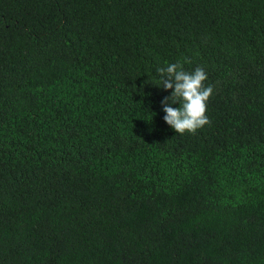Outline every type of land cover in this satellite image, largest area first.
<instances>
[{
	"label": "trees",
	"instance_id": "trees-1",
	"mask_svg": "<svg viewBox=\"0 0 264 264\" xmlns=\"http://www.w3.org/2000/svg\"><path fill=\"white\" fill-rule=\"evenodd\" d=\"M0 264H264V0H0Z\"/></svg>",
	"mask_w": 264,
	"mask_h": 264
},
{
	"label": "clouds",
	"instance_id": "clouds-1",
	"mask_svg": "<svg viewBox=\"0 0 264 264\" xmlns=\"http://www.w3.org/2000/svg\"><path fill=\"white\" fill-rule=\"evenodd\" d=\"M156 72L160 84L165 90L171 89L170 95L161 100L163 120L176 133H195L197 129L210 123L206 115L207 101L212 95V85L205 86L207 73L203 67L197 66L191 72L185 71L179 63H170L166 67H158ZM178 103V107L170 106Z\"/></svg>",
	"mask_w": 264,
	"mask_h": 264
}]
</instances>
